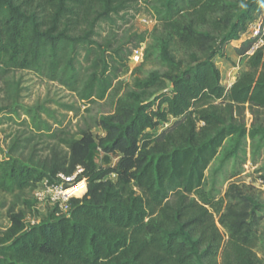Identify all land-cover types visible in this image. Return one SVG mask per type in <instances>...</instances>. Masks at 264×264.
Listing matches in <instances>:
<instances>
[{"label":"trees","instance_id":"1","mask_svg":"<svg viewBox=\"0 0 264 264\" xmlns=\"http://www.w3.org/2000/svg\"><path fill=\"white\" fill-rule=\"evenodd\" d=\"M135 1L0 0V67L31 70L76 92L78 55L88 57L100 23L114 22ZM154 11L162 77L136 80L135 91L95 122L100 135L82 130L45 155L22 152L31 137L16 140L0 161V195L16 198L0 233V264H264L254 252L264 205L253 188L233 181L221 198L205 188V172L228 139L257 143L253 163L264 152V44L255 48L261 37L236 48L246 69L228 89L213 62L264 15V0H161ZM172 45L188 60L175 61ZM115 79L92 74L78 94L103 100ZM169 119L174 123L161 134H146ZM95 148L117 155L116 165L95 166ZM77 168L84 195L69 199L65 215L27 226L36 185ZM259 173L264 185V168Z\"/></svg>","mask_w":264,"mask_h":264},{"label":"rangeland","instance_id":"2","mask_svg":"<svg viewBox=\"0 0 264 264\" xmlns=\"http://www.w3.org/2000/svg\"><path fill=\"white\" fill-rule=\"evenodd\" d=\"M161 0H136L129 9L113 16L112 21L106 19L95 29L96 36L91 40V54L86 57L82 51L78 55L81 64L79 69V84L77 91H70L67 87L56 82H51L45 77L31 70L6 69L0 67V161L12 155L13 144L17 140L24 141L32 138L25 154L31 148L45 155L50 148L59 146L68 137H79L82 130L90 129L92 134L100 135L94 128L95 122L101 117L112 114L116 101L124 97L127 92L135 91L134 82L145 80L151 73L162 77L166 68L160 59V37L162 30L159 27L154 9ZM260 28V37L264 44V15L254 17L247 32L240 36V40L231 42L224 48V56L213 59L221 74V85L228 89L236 77L246 69V58L239 57L235 50L240 42L253 38L254 30ZM143 40L141 44H138ZM260 45V44H259ZM135 48V49H134ZM170 53L175 61L185 62L188 57L184 51L172 45ZM92 74L114 78L112 88L103 100L91 98L83 100L78 92L82 89L86 79ZM166 90L169 92L171 85L165 81ZM150 89L147 94L154 93ZM252 116L246 111L244 123L249 129ZM174 123L169 119L167 124H160L154 131H146L149 136L155 137L165 131ZM46 126L48 131L42 130ZM148 138L142 141L147 142ZM24 145V143H21ZM253 145L249 139L239 140L237 137L228 139L218 150V154L205 172L206 189L213 188L217 198L224 193L231 182L244 184L253 188L264 205V185L259 180L260 170L264 168V152L261 150L253 163ZM47 150V151H46ZM20 155L14 154L18 158ZM91 162L97 167L115 166L117 155L105 156L95 148L90 157ZM239 175L231 178L233 174ZM111 176L110 179L114 180ZM50 184L54 183L49 181ZM45 187L41 189L42 192ZM46 193V192H45ZM84 195V194H83ZM81 196L73 198H81ZM34 206L27 211V226H33L42 221L56 219L52 207L46 198L37 204L34 194L30 200ZM16 203L13 196L0 195V204L5 207L0 209V233L9 226L6 210ZM55 211H60L59 203L53 206ZM20 209V206L16 210ZM54 211V212H55ZM66 213L62 212V215ZM254 252L264 263V215L259 224V235Z\"/></svg>","mask_w":264,"mask_h":264},{"label":"built area","instance_id":"3","mask_svg":"<svg viewBox=\"0 0 264 264\" xmlns=\"http://www.w3.org/2000/svg\"><path fill=\"white\" fill-rule=\"evenodd\" d=\"M260 28L257 30H254L253 37H260ZM263 41L260 39L255 46L262 45ZM82 173L81 168H77L76 171L70 175L65 176L63 174H59L56 176L54 180H43L42 182L38 183L36 185V188L33 192L34 197L37 201V204H41L46 198L49 201V204L52 207V213L59 217L61 216L62 212L67 213L68 211V201L69 199L73 198L70 193H67L70 189L75 188L78 186L81 182H85L84 179L77 181V177ZM49 181L54 182L52 184L49 183ZM86 184V182H85ZM65 185H68V188H64ZM45 187L46 190L44 192L41 191V189ZM46 192V193H45ZM59 203L60 211H55L53 206L54 204ZM55 211V212H54Z\"/></svg>","mask_w":264,"mask_h":264},{"label":"bare ground","instance_id":"4","mask_svg":"<svg viewBox=\"0 0 264 264\" xmlns=\"http://www.w3.org/2000/svg\"><path fill=\"white\" fill-rule=\"evenodd\" d=\"M86 192V186L85 183H80L78 186H76L73 189H70L67 193H70L72 197H77Z\"/></svg>","mask_w":264,"mask_h":264},{"label":"water","instance_id":"5","mask_svg":"<svg viewBox=\"0 0 264 264\" xmlns=\"http://www.w3.org/2000/svg\"><path fill=\"white\" fill-rule=\"evenodd\" d=\"M69 186L68 185H65L64 188H68Z\"/></svg>","mask_w":264,"mask_h":264},{"label":"crops","instance_id":"6","mask_svg":"<svg viewBox=\"0 0 264 264\" xmlns=\"http://www.w3.org/2000/svg\"><path fill=\"white\" fill-rule=\"evenodd\" d=\"M234 42H236V41H234ZM241 43V42H240ZM240 45V44H239Z\"/></svg>","mask_w":264,"mask_h":264}]
</instances>
